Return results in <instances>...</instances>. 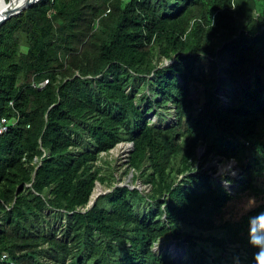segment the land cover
Masks as SVG:
<instances>
[{
  "label": "trees",
  "instance_id": "1",
  "mask_svg": "<svg viewBox=\"0 0 264 264\" xmlns=\"http://www.w3.org/2000/svg\"><path fill=\"white\" fill-rule=\"evenodd\" d=\"M5 117L0 264H255L264 0H39L0 26ZM214 160L236 163L234 193Z\"/></svg>",
  "mask_w": 264,
  "mask_h": 264
},
{
  "label": "rangeland",
  "instance_id": "2",
  "mask_svg": "<svg viewBox=\"0 0 264 264\" xmlns=\"http://www.w3.org/2000/svg\"><path fill=\"white\" fill-rule=\"evenodd\" d=\"M223 97V100L227 102V100L224 99V96ZM151 117L153 118V122H155L156 124H160V125H167L171 119H167V121H163V122H159L158 119L160 118V116L156 115L154 113L151 114ZM129 143H132V142H122L121 144L117 145L113 150H111V152L109 154H103L104 155V158L106 160H108L113 166H115L116 168V174H119L121 173L122 174V171L125 169L124 167V164L125 162H127V158H128V155L131 151V147H129ZM203 154V151H200V155ZM212 166H215V168L217 169V173L215 174L216 177H218V179L227 186V188L231 191V192H235L236 189H235V186L236 184L234 182H228L225 180V177L222 178L221 176L222 175H228L232 178H239L240 177V172H239V169L236 165V163H234L233 161H217V160H214L213 161V165ZM132 173H130L128 176H124L123 177V180L119 182V184H128L130 185L131 187H134V186H137V187H140L141 190L145 189V190H149V187H146V186H143L141 185V183L139 181H136L134 184H133V180H132ZM232 185L234 186V189L232 190L231 187ZM101 188V193H106L108 191V189L104 186H102L101 184H97L96 188ZM95 188V189H96ZM163 249L166 251V252H169L171 255H172V258L174 261H178L180 262L182 257H183V251L181 247H179L176 242H171V241H168V242H163ZM162 245V243H159L157 244L155 247H154V250L155 251H160V246ZM179 252V251H182V253H180L179 256H176L175 252Z\"/></svg>",
  "mask_w": 264,
  "mask_h": 264
},
{
  "label": "water",
  "instance_id": "3",
  "mask_svg": "<svg viewBox=\"0 0 264 264\" xmlns=\"http://www.w3.org/2000/svg\"><path fill=\"white\" fill-rule=\"evenodd\" d=\"M38 1L39 0H29L28 2L24 3L19 9L14 10V11H11V12H4L3 9H0V26L4 22H6L7 20H9L10 18H12L14 16H18L19 14H21L23 11H25L26 9H28L29 7H31L32 5H34L35 3H37ZM138 188H140V187H138ZM94 192H95V190H94ZM94 192H93V194L91 196V200H90V202L88 204L89 207L93 206V204L96 201L95 199L93 200Z\"/></svg>",
  "mask_w": 264,
  "mask_h": 264
},
{
  "label": "bare ground",
  "instance_id": "4",
  "mask_svg": "<svg viewBox=\"0 0 264 264\" xmlns=\"http://www.w3.org/2000/svg\"><path fill=\"white\" fill-rule=\"evenodd\" d=\"M29 0H0V9H3L4 12H11L19 9L24 3ZM101 194V188L95 189L93 200L97 199Z\"/></svg>",
  "mask_w": 264,
  "mask_h": 264
},
{
  "label": "built area",
  "instance_id": "5",
  "mask_svg": "<svg viewBox=\"0 0 264 264\" xmlns=\"http://www.w3.org/2000/svg\"><path fill=\"white\" fill-rule=\"evenodd\" d=\"M226 100V98H224ZM17 122V119L16 118H2L1 119V122H0V135L3 134L4 132H6L11 126L15 125ZM129 147H133V143H129ZM133 149V148H132ZM131 149V150H132ZM231 189L233 190L234 189V186L232 185ZM180 253H182V251H179V252H175L176 256H179ZM1 262H7L8 261V256L7 254H3L2 257H1Z\"/></svg>",
  "mask_w": 264,
  "mask_h": 264
},
{
  "label": "clouds",
  "instance_id": "6",
  "mask_svg": "<svg viewBox=\"0 0 264 264\" xmlns=\"http://www.w3.org/2000/svg\"><path fill=\"white\" fill-rule=\"evenodd\" d=\"M250 243L257 249L253 257L255 264H264V241L257 242L250 236Z\"/></svg>",
  "mask_w": 264,
  "mask_h": 264
}]
</instances>
